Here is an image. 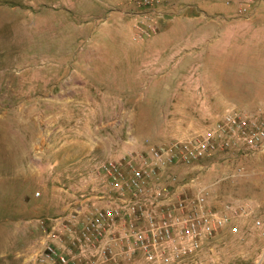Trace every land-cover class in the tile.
I'll return each instance as SVG.
<instances>
[{
	"label": "rangeland",
	"instance_id": "obj_1",
	"mask_svg": "<svg viewBox=\"0 0 264 264\" xmlns=\"http://www.w3.org/2000/svg\"><path fill=\"white\" fill-rule=\"evenodd\" d=\"M159 9L0 0V264H34L43 226L79 203L81 183L109 158L97 153L102 143L114 159L202 133L229 110V90L245 103L260 90L245 74L230 86L221 78L228 55L242 58L247 75L264 70V48L252 38L229 46L232 18L245 17L219 0H168ZM150 24L149 34L136 28ZM85 142L93 149L82 156ZM174 172L197 175L218 209L245 205L185 264H264V155L217 152ZM119 264L145 262L133 254Z\"/></svg>",
	"mask_w": 264,
	"mask_h": 264
},
{
	"label": "built area",
	"instance_id": "obj_2",
	"mask_svg": "<svg viewBox=\"0 0 264 264\" xmlns=\"http://www.w3.org/2000/svg\"><path fill=\"white\" fill-rule=\"evenodd\" d=\"M123 1L138 13L160 16L165 12L159 7L168 0ZM219 1L245 18L264 3ZM136 28L149 34L155 26ZM217 152L264 155V108L229 109L202 133L100 162L91 181L81 183L79 203L48 219L30 259L34 264H119V256L138 254L145 264H185L245 210L244 204L214 207L197 175L181 179L174 172L177 166L193 169Z\"/></svg>",
	"mask_w": 264,
	"mask_h": 264
},
{
	"label": "crops",
	"instance_id": "obj_3",
	"mask_svg": "<svg viewBox=\"0 0 264 264\" xmlns=\"http://www.w3.org/2000/svg\"><path fill=\"white\" fill-rule=\"evenodd\" d=\"M232 20H234L235 22L232 25V33L230 34L231 36H229L231 37V39H229L228 41L229 46L240 47V44L243 42L242 37L249 36L250 38H252L251 40H249V42L254 47L264 48V3L259 4L256 7L254 13L248 18L242 19L238 17L237 18L233 17ZM115 27L121 30L123 29L122 25H116ZM237 50L240 51L239 49ZM237 58L232 57L230 55L225 57L224 70L222 72L221 78L229 81V82L227 81L228 82L227 85L230 86V83L234 79H236L238 76L244 77L246 75V76H249V78L260 81L262 86L260 90L256 91L255 93H252V96L246 100V103L243 102L241 98L239 97L240 95L239 90H229L228 94L233 95L232 99H229L227 101V105L229 109H237V110H245V109L253 110L254 109L255 110L256 108H259V107L264 108V70L261 74L254 73V74L247 75V73L245 72L246 69H244L245 67L243 65V62H241L242 58L240 57H237ZM235 61H237L238 66L235 65L236 63ZM261 63H262L261 64L262 69H264V60ZM230 89L232 88L230 87ZM86 143L87 142H85V144H81L83 145L82 146L83 150L80 154L82 156H86L92 153L93 144L89 145L90 143H87V144ZM102 146L103 148L101 147L99 150L97 149L98 151L97 153L106 154L107 156H109V158H112V156H115L113 154L111 147L109 148L107 146L105 147L103 143H102Z\"/></svg>",
	"mask_w": 264,
	"mask_h": 264
}]
</instances>
